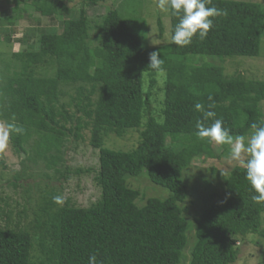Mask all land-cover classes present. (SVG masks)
I'll return each mask as SVG.
<instances>
[{"label":"trees","instance_id":"obj_1","mask_svg":"<svg viewBox=\"0 0 264 264\" xmlns=\"http://www.w3.org/2000/svg\"><path fill=\"white\" fill-rule=\"evenodd\" d=\"M25 4L44 17L62 13L68 17L61 32L44 31L32 49L14 53L11 62L2 60L0 120L22 129L10 131V140L17 152L27 154L26 160L45 161L64 181L92 174L101 195L90 207H80L71 198L57 204L53 198L62 195L51 190L47 217L38 216L30 228L13 223L11 212L4 208L7 198L0 194V220L5 221L0 222V264H88L93 254L97 264H182L192 231L189 264H235L240 241L251 234L264 237V204L252 200L256 193L245 178L244 166L230 170L223 195L213 192L207 205L186 182L184 172L196 160L221 159L230 150L228 145L197 138L195 126L203 111H214L234 136H248L252 123L264 125V78L246 76L237 68L228 73L226 65L263 55L264 3L211 0L208 6L225 14L214 19L205 39L194 38L186 47L171 39L159 47L147 44L128 13L132 8L137 13L141 0L109 8L97 26L101 32L97 47L90 42L91 21L85 7L72 17L73 9L65 0ZM170 17L172 36L179 17L171 10ZM158 29L164 38L161 17ZM153 51L164 58L162 72L148 68ZM160 73H165L164 97L156 109L153 88ZM209 96L214 99L211 108ZM197 104L202 110L195 108ZM85 131L100 151L97 169L66 164V142L85 140ZM132 131L139 133V142L128 151L105 143L111 135L122 138ZM219 147L222 151L217 154ZM0 164L6 166L2 152ZM144 172L171 195L139 204L141 190L130 186L128 177ZM192 197L198 207L194 224L182 206Z\"/></svg>","mask_w":264,"mask_h":264},{"label":"rangeland","instance_id":"obj_2","mask_svg":"<svg viewBox=\"0 0 264 264\" xmlns=\"http://www.w3.org/2000/svg\"><path fill=\"white\" fill-rule=\"evenodd\" d=\"M27 0H0V65L2 60L11 62L14 60V53L32 49L31 44L40 38L43 32H61L63 30V21L68 17L66 13H62L56 18H48L42 16L37 10L32 7L26 9ZM29 3L31 0H28ZM96 4H86L84 0H65L72 13L70 16L77 17L82 7L87 9L89 19L91 21L90 42L91 45L97 47L100 42V30L97 27L107 13L110 7L122 8L126 0H96ZM249 1V0H246ZM264 3V0H251ZM89 2V1H87ZM18 9L14 10L16 4ZM132 7V5H129ZM128 10V9H127ZM132 8L130 12L131 18L136 25L146 35L147 44L150 47H159L165 45L171 39V17L170 10L162 12L157 7V0H141L138 12L134 13ZM161 17L165 25V37H160L158 29V18ZM37 41V40H36ZM37 47V44H36ZM264 37L262 40L263 55L256 58H248L240 63H226L227 72L233 73L236 68L240 69L246 76L264 78ZM208 60H221L219 57H205ZM196 59L195 61H197ZM157 84L153 88V104L158 109L160 101L164 97V81L165 73H160L157 76ZM150 87V80H146V89ZM68 100V98H65ZM264 107V103H263ZM0 125L7 126L5 121L0 120ZM85 140H75L66 142L64 147V157L66 164L73 168H90L95 169L99 166V149L94 148L90 144V133L85 131ZM34 138L29 145V148L35 142ZM139 133L132 131L126 136L119 138L111 135L106 140V145L111 148L130 150L138 145ZM220 146V145H217ZM222 148L219 147L217 154H220ZM3 159L6 166L0 164V194L7 198V204L4 208L11 212L13 223L20 222L23 227L34 225L35 219L43 215L47 217L48 193L55 190L61 193L63 200L67 198L73 199V202L80 207H90L95 203L101 195L99 187L96 185L92 174L81 178L72 177L68 181L61 179V173L49 168L46 162L40 160L34 162L32 159H27V154L23 157V153L17 152L10 140L8 139L7 148L2 151ZM22 155V158L20 157ZM228 156H223L221 159L207 157L196 160L195 163L184 172V178L189 186L194 187L196 196H199L207 205L212 201V193L219 191L223 195L224 179L229 175L230 170L238 165L236 162H230ZM26 160V161H23ZM242 165V164H240ZM212 166L217 167L213 170ZM63 170L66 166L59 164ZM222 172L225 175H222ZM20 177L18 186L14 185L15 178ZM130 186L141 190V197L138 200L139 204H144L146 200L153 196L166 198L171 195L169 189L160 185L154 184L147 172L142 175L128 177ZM188 199L182 204L185 207L184 215L192 224H194V216L198 211L197 205ZM0 222L5 225L4 219ZM264 227V214L263 225ZM33 231V230H32ZM194 231L190 236V243L182 257V264L190 263V251L194 243ZM241 251L238 260L235 264H264V237L257 235H248L246 240L239 243Z\"/></svg>","mask_w":264,"mask_h":264},{"label":"clouds","instance_id":"obj_3","mask_svg":"<svg viewBox=\"0 0 264 264\" xmlns=\"http://www.w3.org/2000/svg\"><path fill=\"white\" fill-rule=\"evenodd\" d=\"M210 2L211 0H157V7L162 12L171 10L172 15L179 17L171 43L186 47L191 45L194 38L203 40L208 36L214 26V19L225 14L221 9L209 7ZM149 60L148 68L157 73L163 71L164 58H160L158 51L150 53ZM208 99L213 101L209 107H214L213 97L209 96ZM202 107L200 104L195 105L197 110H202ZM202 116L203 119L197 120L195 126L197 138L216 145H228L230 150L227 159L244 166L245 178L256 193L252 200L257 204H264V125L252 123V131L248 136H234L231 129L224 126V121L216 118L214 111H203ZM210 119L212 123L206 125L205 121ZM10 131L19 133L22 129L14 124L0 125V152L7 148ZM222 175L225 173L222 172ZM53 199L57 204L63 203L62 196H55ZM88 264H97L95 254L89 256Z\"/></svg>","mask_w":264,"mask_h":264},{"label":"water","instance_id":"obj_4","mask_svg":"<svg viewBox=\"0 0 264 264\" xmlns=\"http://www.w3.org/2000/svg\"><path fill=\"white\" fill-rule=\"evenodd\" d=\"M23 157H25V153H23Z\"/></svg>","mask_w":264,"mask_h":264}]
</instances>
